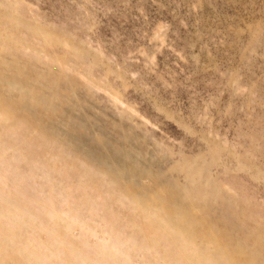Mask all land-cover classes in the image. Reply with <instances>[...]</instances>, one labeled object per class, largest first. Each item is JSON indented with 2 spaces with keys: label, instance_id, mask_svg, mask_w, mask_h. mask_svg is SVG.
<instances>
[{
  "label": "rangeland",
  "instance_id": "rangeland-1",
  "mask_svg": "<svg viewBox=\"0 0 264 264\" xmlns=\"http://www.w3.org/2000/svg\"><path fill=\"white\" fill-rule=\"evenodd\" d=\"M0 264H264V0H0Z\"/></svg>",
  "mask_w": 264,
  "mask_h": 264
}]
</instances>
